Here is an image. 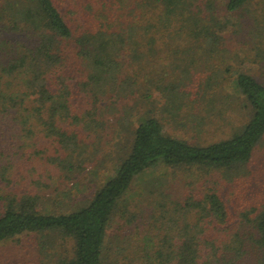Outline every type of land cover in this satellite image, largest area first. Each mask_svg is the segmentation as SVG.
<instances>
[{"label":"trees","instance_id":"16d2710c","mask_svg":"<svg viewBox=\"0 0 264 264\" xmlns=\"http://www.w3.org/2000/svg\"><path fill=\"white\" fill-rule=\"evenodd\" d=\"M255 1L0 0V244L56 236L69 246L56 264H264V172L249 180L264 81L233 71L226 38ZM227 85L250 108L240 125L201 113ZM117 107L133 127L114 173L85 205L53 212L44 178L84 169ZM168 116L201 134L218 126V139L169 134ZM158 167L175 177H148L155 191L129 202ZM110 228L138 234L117 261Z\"/></svg>","mask_w":264,"mask_h":264},{"label":"rangeland","instance_id":"374dc122","mask_svg":"<svg viewBox=\"0 0 264 264\" xmlns=\"http://www.w3.org/2000/svg\"><path fill=\"white\" fill-rule=\"evenodd\" d=\"M241 23L243 24L240 26H230L226 34L228 41L227 48L232 54L231 63L234 67L233 71H245L254 75L259 80L264 81V0H256L253 2L249 9L245 10V18ZM225 90L230 93V98H226L223 101L220 99L217 104L215 103L216 106L214 107L211 105L212 112L203 105L201 113L203 112V116L213 117V120L214 118L225 117L227 121H230L226 125H232L233 123L240 125L245 123L250 119V108L240 97L236 98V95H232L235 93L233 86L227 85ZM156 95L158 96V94ZM120 107L122 108V106ZM120 107H117L115 111L113 108L105 110V113L108 114V124L106 125L107 129L105 132L106 135L108 134V138L100 142L102 144V150L95 152L92 150L93 148L87 149L85 156L88 160L85 163L84 169L80 170L76 168L72 174L65 171L70 178L65 177L62 171L54 169L44 178L46 180H44L45 183L50 186L48 192L52 191L51 194L48 193L46 196L48 199L51 198V200H47V206L53 212L70 211L74 207L85 205L90 195L114 173V160L118 154L124 153L125 147L130 145V131L133 127L130 124L121 128L123 124H121L120 118L123 112ZM198 112L195 111L194 114ZM134 120L138 123L139 118L136 117ZM180 121L181 124L179 123ZM163 124L169 134L187 139L191 142H205L210 140L212 136L218 139L216 137L218 135L214 132V129L218 126H213V131H210V133L203 131V134H201V128L195 129L192 127L193 123H190L192 124L190 125L186 120L181 118L168 116L166 117V121H163ZM220 124L222 125L224 123L219 122V126ZM112 146H114L113 149L115 151L112 149ZM251 168V172L254 174L249 180L253 181L257 187L255 179L256 173L264 172V139L258 147ZM174 175L172 170L158 167L148 175L139 176L127 194V200L129 202H138L137 200L147 198L151 195L154 187L152 186L148 189L145 187L148 177L156 176L161 179L170 180L175 177ZM253 182L250 184L251 187L254 186ZM55 189H58V191H55ZM108 236V244L112 247L111 251L116 246L121 248L120 251H117L118 253L116 252L113 255V258L117 261L122 257L121 255H126L129 252V245L135 240L138 234H136V230L132 233L127 230L122 234L118 229L110 228ZM67 246V242L53 235L20 236L0 244V264H56L58 259L67 252ZM112 259H110V262L114 261Z\"/></svg>","mask_w":264,"mask_h":264}]
</instances>
